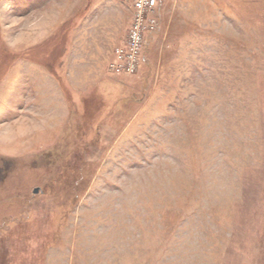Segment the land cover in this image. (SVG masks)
<instances>
[{
    "label": "rangeland",
    "instance_id": "obj_1",
    "mask_svg": "<svg viewBox=\"0 0 264 264\" xmlns=\"http://www.w3.org/2000/svg\"><path fill=\"white\" fill-rule=\"evenodd\" d=\"M23 5L0 0V82L31 58L11 47ZM157 17L135 74L111 61L72 98L61 143L0 138V264H264V0Z\"/></svg>",
    "mask_w": 264,
    "mask_h": 264
},
{
    "label": "crops",
    "instance_id": "obj_2",
    "mask_svg": "<svg viewBox=\"0 0 264 264\" xmlns=\"http://www.w3.org/2000/svg\"><path fill=\"white\" fill-rule=\"evenodd\" d=\"M17 1L24 3L19 11L24 15L23 21L14 17L19 22L11 47L30 48L31 58L12 62L0 82V123L10 120L13 125L0 138L19 149L59 144L72 98L83 105L86 96L110 83L109 63L126 38L133 7L122 0ZM28 119L37 121L27 128Z\"/></svg>",
    "mask_w": 264,
    "mask_h": 264
},
{
    "label": "built area",
    "instance_id": "obj_3",
    "mask_svg": "<svg viewBox=\"0 0 264 264\" xmlns=\"http://www.w3.org/2000/svg\"><path fill=\"white\" fill-rule=\"evenodd\" d=\"M123 1L132 5L133 18L124 43L115 48L116 59L110 63V69L117 73L135 74L141 63L146 33L157 28L160 0Z\"/></svg>",
    "mask_w": 264,
    "mask_h": 264
},
{
    "label": "water",
    "instance_id": "obj_4",
    "mask_svg": "<svg viewBox=\"0 0 264 264\" xmlns=\"http://www.w3.org/2000/svg\"><path fill=\"white\" fill-rule=\"evenodd\" d=\"M35 192H38V188L35 189Z\"/></svg>",
    "mask_w": 264,
    "mask_h": 264
}]
</instances>
